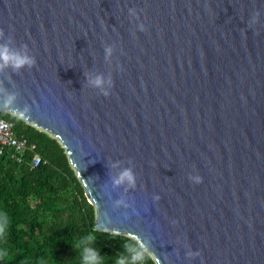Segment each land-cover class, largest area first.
Listing matches in <instances>:
<instances>
[{"label": "water", "instance_id": "95a60500", "mask_svg": "<svg viewBox=\"0 0 264 264\" xmlns=\"http://www.w3.org/2000/svg\"><path fill=\"white\" fill-rule=\"evenodd\" d=\"M0 45L35 60L0 70V111L59 142L94 229L264 264V0H0Z\"/></svg>", "mask_w": 264, "mask_h": 264}, {"label": "trees", "instance_id": "16d2710c", "mask_svg": "<svg viewBox=\"0 0 264 264\" xmlns=\"http://www.w3.org/2000/svg\"><path fill=\"white\" fill-rule=\"evenodd\" d=\"M0 118L44 160L30 166L29 151L19 160L0 153V264H90V251L91 264H155L133 237L93 228V206L54 137L15 114Z\"/></svg>", "mask_w": 264, "mask_h": 264}, {"label": "clouds", "instance_id": "9594fccd", "mask_svg": "<svg viewBox=\"0 0 264 264\" xmlns=\"http://www.w3.org/2000/svg\"><path fill=\"white\" fill-rule=\"evenodd\" d=\"M258 12L254 13V17L258 16ZM110 49H106V52H110ZM35 64V60L26 54H21L19 52H15L10 50L7 46L0 45V70L4 68L11 67L13 70H19L25 66L32 67ZM95 85L99 86L101 83L100 79L97 78L94 82ZM15 99L14 95H10L6 101L7 104H11ZM29 110L27 107L20 113L23 116ZM127 182L130 186H134L135 178L130 169H125L123 172L119 174L118 177L113 179V186H119L123 183ZM159 199V197H156ZM117 204L122 203V201H117ZM4 233V226L0 225V235ZM139 257H134V259H138ZM87 259L91 262H95L97 259V254L95 252L90 251L88 253ZM117 264H124V261L121 259L117 262Z\"/></svg>", "mask_w": 264, "mask_h": 264}, {"label": "built area", "instance_id": "2783aa9c", "mask_svg": "<svg viewBox=\"0 0 264 264\" xmlns=\"http://www.w3.org/2000/svg\"><path fill=\"white\" fill-rule=\"evenodd\" d=\"M23 151L30 152L29 165L34 166L43 163L44 160L35 151L34 144L23 137H16L13 134L11 123L0 118V153H7L10 157L19 160V154Z\"/></svg>", "mask_w": 264, "mask_h": 264}]
</instances>
